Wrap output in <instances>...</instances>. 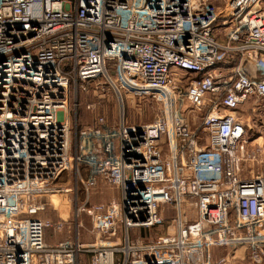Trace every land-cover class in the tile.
Returning <instances> with one entry per match:
<instances>
[{"label":"built area","instance_id":"built-area-1","mask_svg":"<svg viewBox=\"0 0 264 264\" xmlns=\"http://www.w3.org/2000/svg\"><path fill=\"white\" fill-rule=\"evenodd\" d=\"M90 86L113 92L117 124H72ZM136 92H161L165 109L128 122ZM252 96L264 98V0H0V264H227L243 250L264 263V173L244 169L260 151L240 112ZM100 183L119 198L90 206ZM58 194L75 229L40 216ZM48 229L69 235L49 244Z\"/></svg>","mask_w":264,"mask_h":264},{"label":"rangeland","instance_id":"rangeland-1","mask_svg":"<svg viewBox=\"0 0 264 264\" xmlns=\"http://www.w3.org/2000/svg\"><path fill=\"white\" fill-rule=\"evenodd\" d=\"M216 5H222L225 0H211ZM182 72H179V76H182ZM78 96L77 110L75 107V103L72 101L71 105V121L73 124L74 120H77L79 130H83L85 128L96 125V121L99 115H105L108 118V122L110 124H117L119 121V105L117 98L113 94L111 90H107L103 94H99L96 92L94 86H90L88 90L81 93ZM130 96H134V98H127L128 102L126 103V118L128 122H151L160 111L165 109L166 102L164 95L160 92L158 93H143L138 94L137 92L131 93ZM126 98V97H125ZM95 104V107L91 109L87 108L88 104ZM176 107H179L180 103L176 100ZM175 105V103H174ZM257 106L253 107V110H244V117H247V125L249 128L248 136L250 139H254L256 144L260 146V153L257 154V157L254 159V169L256 172L264 173V99H259L256 101ZM246 109V107H245ZM187 115L189 118H195L197 123L201 119L202 115L197 111H188ZM261 139V140H259ZM261 141V142H260ZM260 142V143H259ZM254 143V144H255ZM254 149L257 148L258 145H253ZM81 149V142L79 145V150ZM263 149V152H262ZM260 154V156H259ZM259 158V159H258ZM252 163V164H253ZM258 169H260L258 171ZM249 174V172H246ZM73 177V173L70 174ZM68 177L66 178V181ZM62 183H64V179H62ZM66 185V184H63ZM118 196V192L112 190L109 186L100 183L99 188L92 193L89 201V205L99 206L111 203L112 200ZM59 201V202H58ZM58 202V203H57ZM47 207L46 210L43 211L46 218L51 220H59L61 218L67 219L70 221L68 225L69 229H75V225L73 223L74 214H75V204L74 202L70 203V197L64 195H51L47 198ZM66 203V204H65ZM162 215L164 217H170L175 214L173 210H161ZM81 219L83 221L84 226L81 228V240L82 235L84 239L89 240L87 235L89 236V230L91 229V223L89 215L86 211H83L81 215ZM165 231V226H155L148 230L139 231L134 229L131 232L132 237H138V235H142L144 238H153ZM69 233V230L67 231ZM60 233V232H58ZM54 233V234H58ZM65 233V232H64ZM87 233V235L85 234ZM90 241V240H89ZM82 242L87 243L82 240ZM231 250V249H230ZM241 252V251H240ZM245 252L244 257L230 260L227 264H264L258 263L253 260L251 256V252L247 250H243L242 253ZM224 250L218 251L216 254H224ZM85 254V253H84ZM80 264H91L90 256L82 255L80 259Z\"/></svg>","mask_w":264,"mask_h":264},{"label":"crops","instance_id":"crops-1","mask_svg":"<svg viewBox=\"0 0 264 264\" xmlns=\"http://www.w3.org/2000/svg\"><path fill=\"white\" fill-rule=\"evenodd\" d=\"M259 99H264V98H260V97H257V96H252V97H250L249 98V100L245 103V104H243L241 107H240V112H241V115L243 116V119H244V121L246 122V125H247V117L245 118L244 117V114H243V111L244 110H247V111H249V110H253L254 108L253 107H255V106H257V105H255L256 104V101L257 100H259ZM245 107H246V109H245ZM253 108V109H252ZM247 129H248V132H249V128H248V125H247ZM250 136H248V138H249ZM249 140L253 143L252 145H257L255 142V140L254 139H250L249 138ZM259 140H261V139H259ZM261 142V141H260ZM259 142V143H260ZM255 143V144H254ZM251 147V146H250ZM261 152V151H260ZM260 152H258V153H260ZM262 152H263V149H262ZM259 156H260V154H259ZM259 159V158H258ZM253 163V161L252 162H247L246 164H245V171L246 172H249V173H258V172H256L255 171V169H254V163ZM260 169H258V171H259ZM259 173H261L260 171H259ZM115 198H119V193H118V196H116ZM40 216H42V217H44V218H46L45 217V215H44V212H41L40 213ZM65 232V233H64ZM64 232H60V233H58V234H54L55 232L53 231V230H50V229H48V230H46V233H45V240L47 241V243H49V244H57L59 241H61V240H63L64 238H66V237H68V235H69V233L67 232V231H64ZM86 235H87V233H85ZM87 237L89 238V240H86V239H84V236L82 235V240L83 241H85V242H87V243H91V241H92V239L87 235ZM220 250H223V249H221V248H212L211 249V253H212V256H213V258H217V256H219V254H216L218 251H220ZM225 251V250H224ZM84 256L86 255V256H90V258H91V255L89 254V253H85V254H83Z\"/></svg>","mask_w":264,"mask_h":264},{"label":"bare ground","instance_id":"bare-ground-1","mask_svg":"<svg viewBox=\"0 0 264 264\" xmlns=\"http://www.w3.org/2000/svg\"><path fill=\"white\" fill-rule=\"evenodd\" d=\"M58 202H59V201H58ZM58 202H57V203H58ZM65 204H66V203H65Z\"/></svg>","mask_w":264,"mask_h":264}]
</instances>
